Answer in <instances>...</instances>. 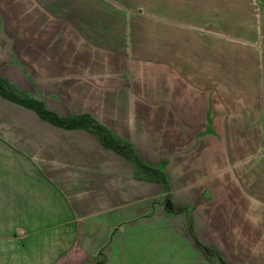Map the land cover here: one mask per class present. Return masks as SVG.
I'll return each instance as SVG.
<instances>
[{
	"label": "crops",
	"instance_id": "obj_1",
	"mask_svg": "<svg viewBox=\"0 0 264 264\" xmlns=\"http://www.w3.org/2000/svg\"><path fill=\"white\" fill-rule=\"evenodd\" d=\"M0 79L164 176L0 95V264H264V0H0Z\"/></svg>",
	"mask_w": 264,
	"mask_h": 264
},
{
	"label": "trees",
	"instance_id": "obj_2",
	"mask_svg": "<svg viewBox=\"0 0 264 264\" xmlns=\"http://www.w3.org/2000/svg\"><path fill=\"white\" fill-rule=\"evenodd\" d=\"M0 95L3 97H6L16 103H19L21 105L30 107L34 109L38 115L49 121L50 123L65 127V128H76V127H85L92 130L94 133H96L102 144L108 148H111L112 150L118 152L121 155L127 156L134 160V162L143 170L149 171L155 176H158L161 182H164V176L157 170L151 169L145 165H143L138 158L134 155L133 151L128 148L127 146L121 145L118 142H116L109 134L105 132V130L98 125L94 120H92L90 117L87 116H81L78 118H74L71 120H62L57 115H55L52 112H49L44 109L43 105L41 103L33 102L31 100H27L25 98H21L13 94L12 92L8 91L0 79ZM165 208L169 211L175 210L171 203L166 200L165 201ZM205 252H208V250L204 249ZM223 264V263H222Z\"/></svg>",
	"mask_w": 264,
	"mask_h": 264
}]
</instances>
